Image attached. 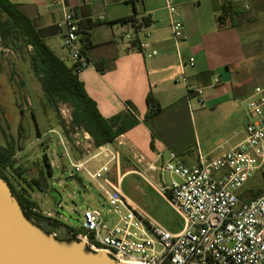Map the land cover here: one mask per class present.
Masks as SVG:
<instances>
[{
	"label": "crops",
	"instance_id": "1",
	"mask_svg": "<svg viewBox=\"0 0 264 264\" xmlns=\"http://www.w3.org/2000/svg\"><path fill=\"white\" fill-rule=\"evenodd\" d=\"M10 1L18 5L39 38L67 66L72 63L57 25L66 11L78 21L82 50L89 61L78 77L87 95L106 119L130 114L138 120L123 134L122 158L133 157L134 152L152 158L155 151L168 148L185 164L189 165L190 159L197 164L198 148L196 154H183V141L178 142L183 131L176 130L174 119L178 115L183 118V103L187 104L189 118L192 101L196 100L198 107H210L229 120L238 101L264 82V0H173L186 36L179 42L172 38L166 0ZM143 20L146 24L141 27ZM138 41L148 42L149 50L157 51V55L146 57L136 50ZM191 58L193 65H189ZM187 87L201 88V98L188 97ZM149 93L161 107L149 119L156 129L152 141L143 122ZM165 111H170L166 116L170 121L164 118ZM139 128L147 132L148 138L147 134L141 139L129 136ZM141 130L138 132L143 133ZM242 134L244 137V130ZM49 163L53 172L55 163ZM30 200L42 215H55L41 211L46 201L42 197L32 196Z\"/></svg>",
	"mask_w": 264,
	"mask_h": 264
},
{
	"label": "built area",
	"instance_id": "2",
	"mask_svg": "<svg viewBox=\"0 0 264 264\" xmlns=\"http://www.w3.org/2000/svg\"><path fill=\"white\" fill-rule=\"evenodd\" d=\"M166 9L172 38L176 42L185 39L184 25L174 12L173 0H166ZM57 26L62 29L68 59L80 74L89 61L83 54L79 23L66 11ZM135 48L146 57L157 55V51L149 50L146 41H138ZM189 65H193L192 58ZM186 93L188 97L201 98L203 90L187 87ZM243 103L247 117L243 139L216 157L199 153L193 166L185 164L174 151L162 148L152 158L134 152L136 169L122 172L123 134L112 144L93 147L89 156L76 161L66 151L70 176L86 177L108 208L84 210L76 229L64 224L59 212L46 217L66 225L68 236L83 242L90 251L105 252L122 263L264 264V187L254 199L245 202L242 198L246 184L258 173L264 180V82L256 85ZM83 135L84 140L90 139L88 133ZM60 141L65 148L61 138ZM75 144L78 147L80 141ZM101 156L104 163L93 169L90 163ZM129 174L137 175L163 196L183 220L180 231L167 230L133 203L123 190ZM74 182L81 184L82 179L81 183ZM56 207L62 211V202ZM32 211L39 213L37 208ZM52 235L56 237L57 232Z\"/></svg>",
	"mask_w": 264,
	"mask_h": 264
},
{
	"label": "rangeland",
	"instance_id": "3",
	"mask_svg": "<svg viewBox=\"0 0 264 264\" xmlns=\"http://www.w3.org/2000/svg\"><path fill=\"white\" fill-rule=\"evenodd\" d=\"M243 101H238L229 120L221 118L219 112L212 111L210 107H198L196 100L192 101V115L189 118L187 104L183 103V118L178 115L174 119L176 130L183 131L178 140L183 141V154H196L198 148L201 155L212 158L240 142L247 121ZM169 112H164V118L168 121L170 120L166 116H169ZM71 113L72 109L68 104L58 103L56 107L49 104L40 81L33 74L28 57L3 48L0 41V145L11 144L16 152V171L7 169L4 173L16 191H24L30 198L39 196L46 200L41 205L42 212L50 211L57 215L59 212L64 224L76 229L84 210H106L108 206L102 202L96 187L86 177L79 175L81 184H76L70 178L72 169L66 151L76 161L89 156L88 152L92 153L93 150V146L89 145L93 142L91 137L90 140H84V131L70 127ZM143 122L150 131L149 140L152 141L156 129L149 124V120L143 119ZM140 130L141 128L132 131L129 136H138L140 139L145 137L143 134L146 135L147 132L142 129L143 133H139ZM172 130L176 132L174 128ZM66 131L69 133L66 134ZM35 136L39 140H35ZM60 138L66 145L65 148ZM145 138H148V134ZM78 140L80 145L77 147L75 142ZM145 152H148L147 149ZM44 154L48 161L55 163L53 172L50 169L51 176L43 162ZM104 161L101 156L90 165L95 169ZM121 163L122 172H129L137 167L131 155L123 157ZM193 164L195 160L190 159L189 165ZM18 172L21 176L17 175ZM32 179L43 185V191L26 184ZM166 179L170 180V176L166 175ZM263 187L264 180L258 173L246 184L243 193L248 190L258 191ZM123 190L136 206L167 230L175 233L183 228L182 218L163 196L137 175L129 174L125 178ZM60 200L63 210L57 211L56 203ZM36 208L38 209L37 206Z\"/></svg>",
	"mask_w": 264,
	"mask_h": 264
},
{
	"label": "trees",
	"instance_id": "4",
	"mask_svg": "<svg viewBox=\"0 0 264 264\" xmlns=\"http://www.w3.org/2000/svg\"><path fill=\"white\" fill-rule=\"evenodd\" d=\"M220 19L223 20L224 16L221 15ZM129 20L132 21V19ZM143 24H146L145 20H143ZM0 41L3 48L9 49L19 56L28 57L33 74L40 81L49 104L53 107H56L58 103L68 104L72 109L70 127L88 133L95 148L112 144L118 136L138 124V120L130 114L117 115L111 119L104 118L99 113L95 102L87 95L84 85L75 71V66H67L39 38L30 19L20 11L17 4L10 0H0ZM83 54H85L84 51ZM146 103L145 121L161 110L159 102L151 93L148 94ZM61 124L64 126V122ZM68 133L69 131H66V134ZM15 153L11 144L0 145V178L9 186L24 217L46 234L57 232L55 237L57 240H75L68 236L66 227H62L55 220L42 215L40 212H33L36 204L30 200L24 191L18 192L13 188L4 172L7 169L16 171ZM43 162L47 168V173L51 176V165L46 154L43 156ZM17 175L21 176L19 172ZM26 184L30 187L34 185L43 191V185L35 179ZM259 191H245L242 198L248 202L254 199ZM63 229L66 230V235H63Z\"/></svg>",
	"mask_w": 264,
	"mask_h": 264
},
{
	"label": "water",
	"instance_id": "5",
	"mask_svg": "<svg viewBox=\"0 0 264 264\" xmlns=\"http://www.w3.org/2000/svg\"><path fill=\"white\" fill-rule=\"evenodd\" d=\"M81 183V179L70 177ZM0 264H130L93 252L78 240H57L27 220L0 178Z\"/></svg>",
	"mask_w": 264,
	"mask_h": 264
},
{
	"label": "flooded vegetation",
	"instance_id": "6",
	"mask_svg": "<svg viewBox=\"0 0 264 264\" xmlns=\"http://www.w3.org/2000/svg\"><path fill=\"white\" fill-rule=\"evenodd\" d=\"M62 227H66V229H67V226L66 225H64ZM67 231H68V229H67ZM62 232H63V235H66V230L63 229Z\"/></svg>",
	"mask_w": 264,
	"mask_h": 264
}]
</instances>
